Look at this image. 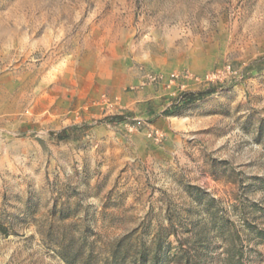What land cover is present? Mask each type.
<instances>
[{
    "label": "rangeland",
    "instance_id": "1",
    "mask_svg": "<svg viewBox=\"0 0 264 264\" xmlns=\"http://www.w3.org/2000/svg\"><path fill=\"white\" fill-rule=\"evenodd\" d=\"M202 197L264 210V0H0V264L176 247Z\"/></svg>",
    "mask_w": 264,
    "mask_h": 264
},
{
    "label": "trees",
    "instance_id": "2",
    "mask_svg": "<svg viewBox=\"0 0 264 264\" xmlns=\"http://www.w3.org/2000/svg\"><path fill=\"white\" fill-rule=\"evenodd\" d=\"M213 93L214 90L210 89L199 96ZM193 100L195 96L191 93L184 96L185 103ZM114 119L121 120L119 117ZM198 203L197 217L190 227L178 226L174 219L176 215L168 214L169 228L166 237L176 234V247H172L171 242L163 238L161 230L156 232L150 244L144 239L134 242L131 233L113 243L103 264H249L250 242L264 240V227L258 223L259 213L264 216V210H259L257 206L252 211L241 204L235 206L239 222L236 225L217 207L218 202L214 198L202 197ZM191 212L188 211V218ZM210 236L218 242L215 251L220 249V254L211 253L208 240ZM61 256L73 264L77 260L76 256L69 259L68 254L63 251ZM92 259L93 253L90 252L85 264H100Z\"/></svg>",
    "mask_w": 264,
    "mask_h": 264
},
{
    "label": "built area",
    "instance_id": "3",
    "mask_svg": "<svg viewBox=\"0 0 264 264\" xmlns=\"http://www.w3.org/2000/svg\"><path fill=\"white\" fill-rule=\"evenodd\" d=\"M170 78H171V84H173L175 81H177L179 79V75L178 74H172Z\"/></svg>",
    "mask_w": 264,
    "mask_h": 264
}]
</instances>
